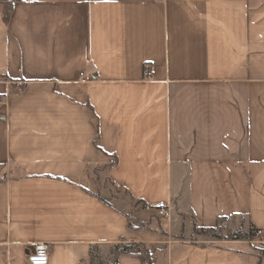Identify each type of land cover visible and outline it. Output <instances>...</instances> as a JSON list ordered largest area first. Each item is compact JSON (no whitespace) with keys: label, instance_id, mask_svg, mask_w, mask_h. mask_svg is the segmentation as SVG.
<instances>
[{"label":"crops","instance_id":"0c3cea01","mask_svg":"<svg viewBox=\"0 0 264 264\" xmlns=\"http://www.w3.org/2000/svg\"><path fill=\"white\" fill-rule=\"evenodd\" d=\"M6 1L0 264L39 242L49 264L120 242L152 264H264V0H15L5 22ZM101 169L141 229L90 189ZM234 217L254 240L170 238Z\"/></svg>","mask_w":264,"mask_h":264},{"label":"rangeland","instance_id":"374dc122","mask_svg":"<svg viewBox=\"0 0 264 264\" xmlns=\"http://www.w3.org/2000/svg\"><path fill=\"white\" fill-rule=\"evenodd\" d=\"M107 174L104 169H101L97 173L92 175V185L90 189L95 192L98 196L101 198L108 199L116 208L119 210L125 212L128 214V217L130 218V221H132L133 224H138L140 226H144V223L136 222L134 221V216H135V209L130 203L128 205L129 199L128 197L124 194V192L118 188H116L114 185H112L109 180L107 179ZM122 199L124 201H122ZM152 225L153 226H159L160 228V223L163 221L159 220L154 213H152L150 216H148ZM219 229L221 230L222 233H225V230L229 229L232 231H237L238 229H246V220L243 217H234V218H229L224 221H219ZM171 239H180V240H187L189 242H195V241H204V242H216L217 240L212 239L208 235H202L198 232L197 228H194L192 233L187 234L185 236L183 235H178V236H173L170 237ZM163 251V250H162ZM161 250H158L157 252L152 251V253H149V257L152 259L153 256L159 255ZM162 254V253H161Z\"/></svg>","mask_w":264,"mask_h":264},{"label":"trees","instance_id":"16d2710c","mask_svg":"<svg viewBox=\"0 0 264 264\" xmlns=\"http://www.w3.org/2000/svg\"><path fill=\"white\" fill-rule=\"evenodd\" d=\"M15 0H7L5 2V12L3 19L5 22L8 21L11 10H12V3ZM225 219H220L219 221H224ZM130 228L141 229L142 226L138 224H133L132 221H129ZM198 232L202 235H208L212 239L221 241V240H243V241H252L254 240L255 236L257 235L258 230L252 225L248 224L246 229H238L237 231L232 230H225V233H222L219 229V223L214 228H206V229H198ZM98 247L92 246L90 248L89 254V264H117L118 258L122 255H131V254H140L143 258V264H152L151 258L149 257V252L143 247L139 246L138 244L134 243H126L120 242L116 245L110 247L109 254L111 258L107 261H100L99 256L97 254ZM142 253V254H141Z\"/></svg>","mask_w":264,"mask_h":264},{"label":"built area","instance_id":"2783aa9c","mask_svg":"<svg viewBox=\"0 0 264 264\" xmlns=\"http://www.w3.org/2000/svg\"><path fill=\"white\" fill-rule=\"evenodd\" d=\"M143 77L145 80L152 78V71L148 66L144 68ZM154 214L161 221H169L171 218L170 207L164 202L157 204ZM26 261L28 264H49V245L42 242L33 245L31 251L27 250Z\"/></svg>","mask_w":264,"mask_h":264},{"label":"water","instance_id":"95a60500","mask_svg":"<svg viewBox=\"0 0 264 264\" xmlns=\"http://www.w3.org/2000/svg\"><path fill=\"white\" fill-rule=\"evenodd\" d=\"M29 250L31 251L32 250V247Z\"/></svg>","mask_w":264,"mask_h":264}]
</instances>
